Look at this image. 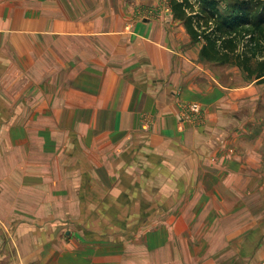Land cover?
<instances>
[{
    "label": "crops",
    "instance_id": "1",
    "mask_svg": "<svg viewBox=\"0 0 264 264\" xmlns=\"http://www.w3.org/2000/svg\"><path fill=\"white\" fill-rule=\"evenodd\" d=\"M202 47L161 0H0V264H264V78Z\"/></svg>",
    "mask_w": 264,
    "mask_h": 264
},
{
    "label": "trees",
    "instance_id": "2",
    "mask_svg": "<svg viewBox=\"0 0 264 264\" xmlns=\"http://www.w3.org/2000/svg\"><path fill=\"white\" fill-rule=\"evenodd\" d=\"M190 1L171 0L170 7L174 19L184 24L192 41L203 43L202 60L237 67L250 79H263L264 0L227 1L223 12L217 0H197L199 13L193 11ZM238 33L248 37L242 45Z\"/></svg>",
    "mask_w": 264,
    "mask_h": 264
},
{
    "label": "rangeland",
    "instance_id": "3",
    "mask_svg": "<svg viewBox=\"0 0 264 264\" xmlns=\"http://www.w3.org/2000/svg\"><path fill=\"white\" fill-rule=\"evenodd\" d=\"M217 1H219V7L221 8L220 10L223 12L225 9H226V5H227V1L229 2V1H231V0H217ZM258 1H262V0H258ZM191 2V4H192V8H193V11L195 12V13H199L200 11H199V7H200V5H199V3L197 2V0H191L190 1ZM258 12V11H257ZM257 12L255 13V14H257ZM239 34V42H240V40H243V41H241V45L245 42V41H247L248 40V37L247 36H245L244 35V33H238ZM262 49H263V51H264V44L262 45ZM261 51V49L259 50V52ZM226 70L225 69H223V73L225 72ZM192 240H193V238H191ZM195 239H197V238H195ZM203 245L206 243V247L208 246V244H209V239H208V241H206V239H204L202 242H201ZM193 244H197V242H195V241H193ZM205 247V245L204 246H200V245H197L196 246V248H200V251H203V249L202 248H206ZM189 256H191V254H188ZM192 255H194V254H192ZM205 255V254H204Z\"/></svg>",
    "mask_w": 264,
    "mask_h": 264
},
{
    "label": "built area",
    "instance_id": "4",
    "mask_svg": "<svg viewBox=\"0 0 264 264\" xmlns=\"http://www.w3.org/2000/svg\"><path fill=\"white\" fill-rule=\"evenodd\" d=\"M161 1L166 3V4H168V5H170V1L171 0H161ZM197 113H199V109L197 107H191L190 108V114L191 115H196Z\"/></svg>",
    "mask_w": 264,
    "mask_h": 264
}]
</instances>
